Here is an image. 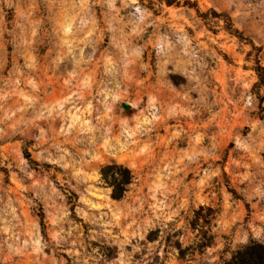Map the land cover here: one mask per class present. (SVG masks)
Instances as JSON below:
<instances>
[{
    "label": "rangeland",
    "instance_id": "1",
    "mask_svg": "<svg viewBox=\"0 0 264 264\" xmlns=\"http://www.w3.org/2000/svg\"><path fill=\"white\" fill-rule=\"evenodd\" d=\"M187 1L0 0V264L264 245V0Z\"/></svg>",
    "mask_w": 264,
    "mask_h": 264
},
{
    "label": "trees",
    "instance_id": "2",
    "mask_svg": "<svg viewBox=\"0 0 264 264\" xmlns=\"http://www.w3.org/2000/svg\"><path fill=\"white\" fill-rule=\"evenodd\" d=\"M141 1V0H139ZM163 5L166 7H188L191 8L193 4L187 0L181 1V0H160ZM197 13L198 10H197ZM216 19H220L222 16L214 14ZM226 23V30H230V24ZM237 33V32H235ZM240 39V38H239ZM256 75L259 79L260 83H264V76L262 73H264V69L261 68L259 65L255 69ZM113 170V173L111 175V181H108L106 184L112 189L111 198L115 201H120L126 192L127 186L131 182V174L128 169L114 166V168H106V170ZM105 172V171H104ZM102 176L104 177V180H106L107 174L102 173ZM233 195H235L233 192H231ZM204 210L207 211L208 216L212 219H214L218 212L217 210H214L210 207L203 208L200 207L197 212H195L196 217L200 215L201 212ZM40 224L43 228V220L42 215H40ZM212 239V237H209V239ZM202 247H207L208 242L206 244H201ZM181 253V250H180ZM218 264H264V245L257 243V242H249L246 246L240 248L236 252L232 253L230 258L227 260H222Z\"/></svg>",
    "mask_w": 264,
    "mask_h": 264
},
{
    "label": "water",
    "instance_id": "3",
    "mask_svg": "<svg viewBox=\"0 0 264 264\" xmlns=\"http://www.w3.org/2000/svg\"><path fill=\"white\" fill-rule=\"evenodd\" d=\"M120 111L122 116H129L132 112V108L128 104H121Z\"/></svg>",
    "mask_w": 264,
    "mask_h": 264
}]
</instances>
